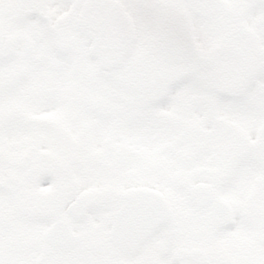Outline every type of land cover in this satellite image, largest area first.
<instances>
[{
  "label": "snow or ice",
  "instance_id": "6c2138e0",
  "mask_svg": "<svg viewBox=\"0 0 264 264\" xmlns=\"http://www.w3.org/2000/svg\"><path fill=\"white\" fill-rule=\"evenodd\" d=\"M0 264H264V0H0Z\"/></svg>",
  "mask_w": 264,
  "mask_h": 264
}]
</instances>
